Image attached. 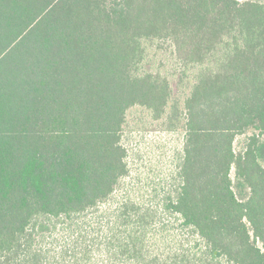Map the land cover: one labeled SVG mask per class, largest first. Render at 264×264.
Listing matches in <instances>:
<instances>
[{"label":"trees","instance_id":"16d2710c","mask_svg":"<svg viewBox=\"0 0 264 264\" xmlns=\"http://www.w3.org/2000/svg\"><path fill=\"white\" fill-rule=\"evenodd\" d=\"M0 264H264V0H0Z\"/></svg>","mask_w":264,"mask_h":264},{"label":"rangeland","instance_id":"374dc122","mask_svg":"<svg viewBox=\"0 0 264 264\" xmlns=\"http://www.w3.org/2000/svg\"><path fill=\"white\" fill-rule=\"evenodd\" d=\"M250 134L251 132H248L236 137L233 143L235 153L242 152ZM181 143L180 134L166 132L163 123L153 121L145 110L131 109L127 113L124 135V145L128 151L127 164L130 171L127 181L133 184L140 181L135 185L136 188L143 183L155 184L159 178L162 179L169 172Z\"/></svg>","mask_w":264,"mask_h":264}]
</instances>
